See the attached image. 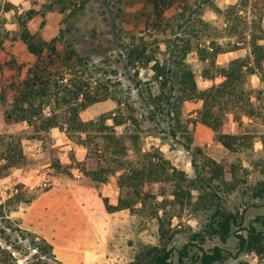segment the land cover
I'll return each instance as SVG.
<instances>
[{"label": "rangeland", "instance_id": "obj_1", "mask_svg": "<svg viewBox=\"0 0 264 264\" xmlns=\"http://www.w3.org/2000/svg\"><path fill=\"white\" fill-rule=\"evenodd\" d=\"M2 1H15V9L10 13H0V137L4 139L33 133L34 128L27 122L7 123L4 113L12 108L20 82L29 81L33 76L29 74L31 69L43 62L53 81H60L64 76L65 82L72 79L74 84L80 81L89 86L109 84L114 95L126 101L124 112L144 120L142 87L150 75L144 68L136 75L138 69L127 65L121 45L142 38L157 52L164 51L167 40L176 36L178 24L186 19L218 18L228 14L226 5H240L239 0H165L168 5L159 25L152 0H52L53 8L47 0ZM28 9L38 12L27 26L37 42L46 43L42 62L29 51L22 37L24 30L18 12ZM261 26L264 28V16ZM248 51L243 45L239 50L219 56V61L246 55ZM189 62L201 88L215 82L201 75L197 58ZM23 83L20 89L27 86ZM251 83L255 93L253 102L264 108V73L253 76ZM90 90L94 89L90 87ZM54 91L53 87L51 92ZM200 105L199 101L185 103L177 136L165 123L150 122L147 127L145 124L139 131L138 146L144 150H161L190 176L195 175L193 159L202 165L205 159L211 158L226 164L238 186L245 187L258 179L259 171L251 163L258 159L256 154H260L261 143L255 145L253 152H230L220 143L217 132L199 122ZM45 107L49 114L58 109L54 101ZM117 108L120 107L108 99L82 116L98 118ZM244 120L249 121L248 117ZM260 122L262 118H256L255 125L263 128ZM226 129L237 131L232 121ZM41 135V138L23 140L27 158L23 167L13 168L6 176L0 175V242L14 251L20 264H38L45 260L58 264L56 259L69 264L59 258L58 250L91 254L89 264H154L155 257L164 250L172 251L170 264H202L196 260L200 247L210 249L217 244L224 248V257L216 264H264V250L248 244L246 249L239 250L235 235L236 229L247 235L246 227L251 223L263 229V224L255 219L264 217V198L255 199L248 206L240 228L235 226L233 235L223 243L211 233L198 236L208 226L213 213L208 206L197 205L205 190H192V202L188 205L186 198L185 203L177 198L169 183L156 184L148 188L145 196L158 202L159 215L166 224V233L162 235L158 219L148 212L108 208V204H118L121 188L118 177L110 172L112 160L105 154L95 153L94 144L87 149L58 126L42 130ZM92 170H102L107 180L87 184L85 172ZM217 182H212L213 187ZM243 191L240 189V193ZM231 199H236L235 195ZM251 200L247 197L245 201ZM34 240L40 248L33 244ZM186 243H189V255L181 263V250Z\"/></svg>", "mask_w": 264, "mask_h": 264}, {"label": "trees", "instance_id": "obj_2", "mask_svg": "<svg viewBox=\"0 0 264 264\" xmlns=\"http://www.w3.org/2000/svg\"><path fill=\"white\" fill-rule=\"evenodd\" d=\"M47 1L49 7L53 8L55 3ZM152 2L157 14L156 24L160 25L168 3L165 0ZM237 3L239 7L235 4L225 6L227 15H219L218 18L195 16L178 24L176 36L167 40L164 51L157 52L142 38L139 41L133 40L129 45H121L127 65L138 69L136 75L141 68L147 69L150 75L142 87L145 94L142 99V107L146 112L144 120L124 112L126 101L115 96L109 84L89 86L85 81L74 84L72 79L65 82L64 76L60 81H53L48 74L47 64L43 62L31 69L29 74L33 76L29 81L20 82L27 86L20 89L19 84L12 108L5 110V121L27 122L34 128L33 133L27 135L30 138H41L42 130L58 126L87 149L94 144L92 149L95 153L105 154L112 160L110 172L118 177L121 188L118 204H108V208L112 211L130 208L139 213L148 212L158 219L162 235L166 233V224L159 215L158 202L145 196L148 188L169 183L177 198L183 203L186 198L188 205L192 202V190H205L197 205L208 206L213 213L208 226L198 236L211 233L226 243L235 232L234 227L240 228L248 206L255 199L264 198V126L260 128L255 125L256 118L260 117V123L264 125V108L253 102L255 93L251 83L253 76L264 73V28L261 26L264 0H239ZM5 4L7 6L0 1V13L15 8L12 3ZM37 14L34 9L23 10L18 12V18L29 51L42 62L46 43L37 42L36 36L27 26L28 21ZM243 45L249 50L246 55L219 61V56L239 50ZM191 58L198 59L201 75L206 80L215 81L212 85L204 88L199 86L195 70L189 62ZM139 82L142 83V80ZM53 87L55 91L51 92ZM90 87L94 90H90ZM108 99H112L120 108L110 110L98 118H83L84 112L91 111ZM52 101L58 109L51 110L49 114L45 106ZM188 101L201 103L197 110L199 122L217 132L220 143L230 152H253L255 145L261 143L260 154H256L259 155L258 159L251 160V164L259 171L258 179L245 187L242 184L238 186L226 164L211 158L205 159L202 165L193 159L195 175L190 176L167 159L161 150H144L138 146L141 138L139 131L145 128V124L147 127V124L165 123L172 134L177 136V126L181 123L183 108ZM244 117H248L249 121H245ZM229 121L236 124V132L226 129ZM123 125L126 126L119 131ZM27 137H0L1 176L26 164L23 140ZM85 178L89 185L107 180L102 170L86 171ZM214 180L218 181L216 187L212 184ZM242 188L244 191L240 193ZM233 195L237 200L231 199ZM247 197L253 201H245ZM255 220L263 224V229H258L254 223L246 227L247 235L236 229L239 250L246 249L247 244L264 250V217L258 216ZM33 244L40 248L38 241L34 240ZM48 246L52 249V245ZM200 248L201 253L196 260L202 264H216L224 257V248L219 244L210 249L203 246ZM188 255L189 243H186L181 250L180 262ZM171 256V250H164L155 257L154 264H170L168 260ZM56 262L62 264L57 259ZM0 264H20L14 251L1 242ZM38 264L54 263L45 260Z\"/></svg>", "mask_w": 264, "mask_h": 264}, {"label": "crops", "instance_id": "obj_3", "mask_svg": "<svg viewBox=\"0 0 264 264\" xmlns=\"http://www.w3.org/2000/svg\"><path fill=\"white\" fill-rule=\"evenodd\" d=\"M0 1L3 3V5L5 2L6 3L7 2L12 3L13 2L12 4L15 7V4H14L15 1H12V2H10V1L3 2L2 0H0ZM13 9H15V8H13ZM57 252H58L59 258L61 260H63L64 262L69 263V264H82V263L89 264L91 258H93V256L91 254H87V253L86 254H79V253H74V252H70V251H66V250H58Z\"/></svg>", "mask_w": 264, "mask_h": 264}]
</instances>
